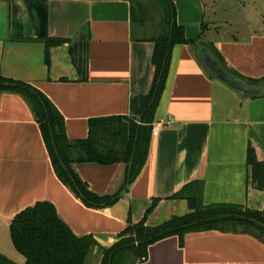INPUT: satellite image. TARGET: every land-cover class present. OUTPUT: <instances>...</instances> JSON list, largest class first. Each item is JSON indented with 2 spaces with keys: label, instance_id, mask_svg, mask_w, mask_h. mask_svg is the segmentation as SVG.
Instances as JSON below:
<instances>
[{
  "label": "crops",
  "instance_id": "obj_1",
  "mask_svg": "<svg viewBox=\"0 0 264 264\" xmlns=\"http://www.w3.org/2000/svg\"><path fill=\"white\" fill-rule=\"evenodd\" d=\"M175 5L187 38L199 41L173 48L154 121L172 122L152 135L140 175L126 189L124 162L73 165L94 193L120 192L115 203L87 206L58 177L30 103L15 92L1 94L2 254L25 263L10 224L44 200L55 205L77 236L98 241L100 247L90 252L98 255L96 264L101 263V247L118 240L129 218L143 219L154 198L159 200L147 216L148 225L190 212L186 199L171 196L195 180L205 184L206 203L264 211V186L254 184L248 163L249 147L264 161V95L239 94L210 75L201 59V47L213 46L238 74L263 78L264 0H175ZM136 26L132 0H0V75L42 91L64 116L67 137L85 139L90 118L128 115L132 97L150 91L155 44L134 31L152 35L157 30ZM58 38L66 41L48 48L47 40ZM135 264H264V242L243 232H188L184 246L176 235L163 238L149 247L146 260Z\"/></svg>",
  "mask_w": 264,
  "mask_h": 264
},
{
  "label": "trees",
  "instance_id": "obj_2",
  "mask_svg": "<svg viewBox=\"0 0 264 264\" xmlns=\"http://www.w3.org/2000/svg\"><path fill=\"white\" fill-rule=\"evenodd\" d=\"M159 1L163 15L158 31L152 35L134 31L137 38L148 39L155 44L152 59L154 77L150 91L132 97L128 115L90 118L89 135L85 139L70 140L67 137L64 116L42 91L29 83L0 75V96L5 91L15 92L30 103L42 128L58 177L89 207L111 205L120 198V192L114 195L94 193L76 173L74 163L124 162L127 175L123 188L127 189L140 175L148 159L153 124L169 76L173 48L178 44H197L199 41V37L188 39L184 26L178 23L175 0ZM151 15V6L143 7L132 0V21L135 25L144 28L150 23ZM65 41L62 38L50 39L47 45L49 48ZM210 48L228 71L250 83L264 84V77L255 80L238 74L227 65L217 49L213 46ZM46 59L49 63V50ZM248 163L252 166L254 184L262 188L264 161L258 160L252 147L248 150ZM204 189L202 180L184 185L171 197L186 199L190 212L151 226L147 224V216L159 200L154 198L143 219L134 222L129 218L118 240L110 247H101V264H135L144 261L153 243L176 235L180 245L184 246L186 234L194 231L215 229L243 232L264 242V211L238 203H206ZM10 233L14 246L26 259L24 264H85L91 249L100 247L92 235L77 236L59 216L55 205L47 200L39 201L18 213L10 224ZM0 264L18 263L0 252Z\"/></svg>",
  "mask_w": 264,
  "mask_h": 264
},
{
  "label": "water",
  "instance_id": "obj_3",
  "mask_svg": "<svg viewBox=\"0 0 264 264\" xmlns=\"http://www.w3.org/2000/svg\"><path fill=\"white\" fill-rule=\"evenodd\" d=\"M201 59L207 70L243 96L264 94V85L250 83L228 71L208 45L201 47Z\"/></svg>",
  "mask_w": 264,
  "mask_h": 264
},
{
  "label": "rangeland",
  "instance_id": "obj_4",
  "mask_svg": "<svg viewBox=\"0 0 264 264\" xmlns=\"http://www.w3.org/2000/svg\"><path fill=\"white\" fill-rule=\"evenodd\" d=\"M135 2L141 3L142 6L144 7H150L151 6V12H152V19L150 21V23L148 24V28L149 29H156L158 31V27H159V23L160 20L162 18L163 15V9H162V5L160 3L159 0H135ZM156 27V28H155ZM136 28H139V25L136 26ZM135 29V28H134ZM98 255H96V253H90L88 260H87V264H96L95 263V258ZM101 264V263H99Z\"/></svg>",
  "mask_w": 264,
  "mask_h": 264
},
{
  "label": "built area",
  "instance_id": "obj_5",
  "mask_svg": "<svg viewBox=\"0 0 264 264\" xmlns=\"http://www.w3.org/2000/svg\"><path fill=\"white\" fill-rule=\"evenodd\" d=\"M171 122H172V118H170V119L168 120L167 123H163V122L154 123V124H153L152 135H153V136L158 135L159 130H160V127H161L162 125H164V124H171Z\"/></svg>",
  "mask_w": 264,
  "mask_h": 264
},
{
  "label": "bare ground",
  "instance_id": "obj_6",
  "mask_svg": "<svg viewBox=\"0 0 264 264\" xmlns=\"http://www.w3.org/2000/svg\"><path fill=\"white\" fill-rule=\"evenodd\" d=\"M155 123V122H154Z\"/></svg>",
  "mask_w": 264,
  "mask_h": 264
}]
</instances>
